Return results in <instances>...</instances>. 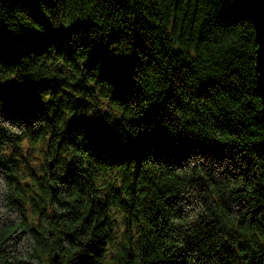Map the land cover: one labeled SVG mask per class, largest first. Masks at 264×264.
Masks as SVG:
<instances>
[{
	"label": "trees",
	"instance_id": "trees-1",
	"mask_svg": "<svg viewBox=\"0 0 264 264\" xmlns=\"http://www.w3.org/2000/svg\"><path fill=\"white\" fill-rule=\"evenodd\" d=\"M255 36L236 0H0V264H264Z\"/></svg>",
	"mask_w": 264,
	"mask_h": 264
},
{
	"label": "water",
	"instance_id": "water-1",
	"mask_svg": "<svg viewBox=\"0 0 264 264\" xmlns=\"http://www.w3.org/2000/svg\"><path fill=\"white\" fill-rule=\"evenodd\" d=\"M244 15H247L255 27L256 42L258 44L256 78L258 91L262 97L264 114V0H236ZM52 167V166H51Z\"/></svg>",
	"mask_w": 264,
	"mask_h": 264
},
{
	"label": "rangeland",
	"instance_id": "rangeland-1",
	"mask_svg": "<svg viewBox=\"0 0 264 264\" xmlns=\"http://www.w3.org/2000/svg\"><path fill=\"white\" fill-rule=\"evenodd\" d=\"M35 162H36L35 163L36 169L39 170L41 167L42 161L36 159ZM5 187H6L5 186V179L2 175H0V192H1L0 193V212L2 215H6V217H11L12 214L8 212V210H7L8 208L5 207L3 199L1 198V196H3L2 193L5 191ZM27 247H28V243H27L26 239H24L23 245H21V249L23 251H25Z\"/></svg>",
	"mask_w": 264,
	"mask_h": 264
}]
</instances>
